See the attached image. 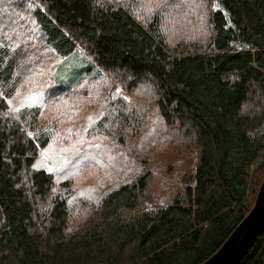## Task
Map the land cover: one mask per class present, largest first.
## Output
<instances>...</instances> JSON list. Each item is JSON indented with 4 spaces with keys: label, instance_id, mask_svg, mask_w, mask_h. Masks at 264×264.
Segmentation results:
<instances>
[{
    "label": "trees",
    "instance_id": "obj_1",
    "mask_svg": "<svg viewBox=\"0 0 264 264\" xmlns=\"http://www.w3.org/2000/svg\"><path fill=\"white\" fill-rule=\"evenodd\" d=\"M80 50L90 66L60 84ZM140 86L196 147L182 192L140 209L146 171L96 203L54 195L33 167L48 129L96 106L111 131L143 129ZM20 87L45 91L46 108L14 114L6 97ZM263 178L264 0H0V264H202ZM236 264H264V225Z\"/></svg>",
    "mask_w": 264,
    "mask_h": 264
},
{
    "label": "rangeland",
    "instance_id": "obj_2",
    "mask_svg": "<svg viewBox=\"0 0 264 264\" xmlns=\"http://www.w3.org/2000/svg\"><path fill=\"white\" fill-rule=\"evenodd\" d=\"M81 52L59 64L54 74L60 84H71L80 71L90 66ZM140 87L148 97L141 101L143 129H127L122 121L114 124L115 130H109L103 122L107 114L103 106L88 108L79 121L64 128L49 127L51 139L40 150L33 167L53 175L54 195L96 203L146 171L151 172V179L141 195L140 209L167 207L182 192L185 176L195 172L196 147L187 149L177 135L173 136L158 104L150 99L152 93ZM115 88L122 92L118 86ZM123 96L127 98L125 92ZM6 100L16 115L29 109L42 111L47 105L45 91L30 92L21 87Z\"/></svg>",
    "mask_w": 264,
    "mask_h": 264
},
{
    "label": "water",
    "instance_id": "obj_3",
    "mask_svg": "<svg viewBox=\"0 0 264 264\" xmlns=\"http://www.w3.org/2000/svg\"><path fill=\"white\" fill-rule=\"evenodd\" d=\"M264 225V178L255 202L223 245L202 264H236L249 250Z\"/></svg>",
    "mask_w": 264,
    "mask_h": 264
}]
</instances>
